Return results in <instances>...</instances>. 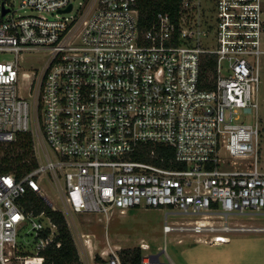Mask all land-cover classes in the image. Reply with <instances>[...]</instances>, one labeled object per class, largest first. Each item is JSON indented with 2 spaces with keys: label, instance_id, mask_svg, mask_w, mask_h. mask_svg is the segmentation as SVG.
I'll use <instances>...</instances> for the list:
<instances>
[{
  "label": "built area",
  "instance_id": "obj_1",
  "mask_svg": "<svg viewBox=\"0 0 264 264\" xmlns=\"http://www.w3.org/2000/svg\"><path fill=\"white\" fill-rule=\"evenodd\" d=\"M138 2L19 0L33 14L16 15L15 0H0V54L12 55L0 62V145L30 133L37 161L19 179L0 174V264H33L53 243L50 218L24 208L32 192L55 210L45 179L61 183L68 214L108 222L130 208L162 209L163 234L212 246L230 241L232 217L264 214V0H180L175 20L158 14L146 28ZM31 51L48 59L24 72ZM23 80L31 104L18 95ZM226 157L253 160L230 170ZM25 227L29 254L17 241ZM95 264L123 263L113 254Z\"/></svg>",
  "mask_w": 264,
  "mask_h": 264
},
{
  "label": "rangeland",
  "instance_id": "obj_2",
  "mask_svg": "<svg viewBox=\"0 0 264 264\" xmlns=\"http://www.w3.org/2000/svg\"><path fill=\"white\" fill-rule=\"evenodd\" d=\"M18 5L19 0H15L16 15L33 14L29 10L25 12L19 10ZM11 58L12 55L0 54V62ZM47 59L48 54L42 51L26 52L23 55L22 70L29 72L28 67L41 68ZM260 60L262 70L259 86L258 122L260 134L257 163L259 168L264 171V57H261ZM18 95L31 104V97L28 93V80L19 83ZM30 110V127L33 128L35 120L32 106ZM242 118L245 121H251L250 115ZM32 140L35 145L34 138ZM1 146L2 149L9 147L8 145ZM2 156L3 152L0 151V157ZM222 160L226 162L230 170H241L248 169L253 157L249 159L226 157ZM59 184L61 185L59 182L52 183L45 179L41 184L42 193L46 195L44 197L48 202H53L55 211L63 213L82 264H95L101 261L102 257L113 254H117L121 260L122 258H130L135 250L141 251V260L146 257L151 259L150 264H169L168 257L175 264H183L182 249L185 250V247L190 249L193 246L195 237L189 233L163 234L162 227L166 219V210L150 207L130 208L124 214L115 212L108 222H99L93 216L68 214L58 198ZM187 219L182 216H168L167 222L172 223ZM229 225L234 228L228 234V237L232 239L231 244L225 245L224 248H209L197 244L196 250L191 253L196 254L200 259L218 255L222 259L220 253L227 250L230 264H264V231H261L264 229V214L235 216L230 219ZM28 231L29 227H25L20 231L17 238L18 244H24L19 246V250L26 254L31 253L29 251H32L31 246L33 247L32 237ZM179 240H183V242L178 243ZM141 245H147L148 248L143 250ZM154 255H158V263L154 262L152 258ZM219 264H222V262L220 261Z\"/></svg>",
  "mask_w": 264,
  "mask_h": 264
},
{
  "label": "trees",
  "instance_id": "obj_3",
  "mask_svg": "<svg viewBox=\"0 0 264 264\" xmlns=\"http://www.w3.org/2000/svg\"><path fill=\"white\" fill-rule=\"evenodd\" d=\"M179 6L180 0H139L137 8L140 26L146 28L158 14L175 20ZM7 145V149H2L0 145V151L3 152L0 157V174L12 173L19 179L37 167L30 133L17 134L15 141ZM24 208L28 212L33 211L35 215L43 211L56 226L53 243L39 253L33 264H82L65 217L60 211L52 210L42 198L32 192L27 194ZM141 258V251L135 250L130 258H122V263L141 264Z\"/></svg>",
  "mask_w": 264,
  "mask_h": 264
},
{
  "label": "crops",
  "instance_id": "obj_4",
  "mask_svg": "<svg viewBox=\"0 0 264 264\" xmlns=\"http://www.w3.org/2000/svg\"><path fill=\"white\" fill-rule=\"evenodd\" d=\"M264 57V56H262ZM261 60H260V76H261ZM264 230V229H262ZM261 230V231H262ZM232 243V239L230 238V241L226 244H223V245H220V246H212V245H209V244H202V243H199V242H195V240L193 241V246L189 249L187 247H185V250L182 249V263L183 264H219V262L221 261L222 264H230L229 261V256L227 254V250H223L221 256H222V259L221 257L218 255V256H215V257H209V258H203V259H200L196 254H192L191 252L192 251H195V247L198 245H201V246H206V247H209V248H224L225 245H229ZM185 244V243H184ZM168 262L169 264H175L173 261H171V259L168 257Z\"/></svg>",
  "mask_w": 264,
  "mask_h": 264
},
{
  "label": "water",
  "instance_id": "obj_5",
  "mask_svg": "<svg viewBox=\"0 0 264 264\" xmlns=\"http://www.w3.org/2000/svg\"><path fill=\"white\" fill-rule=\"evenodd\" d=\"M71 9V7L70 6H68L66 9H63V10H61L60 12H67V11H69ZM6 12V11H5ZM152 258L154 259V262L155 263H158V255H154V256H152Z\"/></svg>",
  "mask_w": 264,
  "mask_h": 264
},
{
  "label": "bare ground",
  "instance_id": "obj_6",
  "mask_svg": "<svg viewBox=\"0 0 264 264\" xmlns=\"http://www.w3.org/2000/svg\"><path fill=\"white\" fill-rule=\"evenodd\" d=\"M256 230V229H255ZM260 230V229H259ZM262 231H264V230H262ZM251 232V231H250ZM255 232V231H254ZM261 232V231H260Z\"/></svg>",
  "mask_w": 264,
  "mask_h": 264
}]
</instances>
